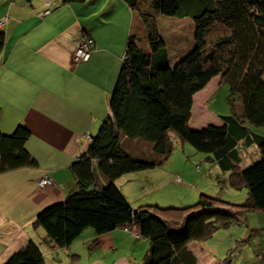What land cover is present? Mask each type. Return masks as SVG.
I'll return each instance as SVG.
<instances>
[{"label":"trees","instance_id":"trees-1","mask_svg":"<svg viewBox=\"0 0 264 264\" xmlns=\"http://www.w3.org/2000/svg\"><path fill=\"white\" fill-rule=\"evenodd\" d=\"M123 1L138 14L146 36H128L108 112L70 165L72 188L35 214L32 223L44 239H30L0 264H45L44 240L65 247L86 227L97 233L125 227L135 237L147 238L142 264H198L190 241L204 240L248 212L264 211V135L246 123L264 126V0ZM163 16L193 22L192 46L174 61L166 34L159 30ZM4 42L0 27V55ZM217 74L229 86L231 112L220 115L221 124L192 128L193 94ZM237 99L241 112L235 110ZM29 136L22 123L8 133L0 130V173L38 165L26 148ZM172 137L209 153L207 158L227 172L231 188H246L245 199L229 202L200 193L185 206L132 205L117 179L160 166ZM130 139L149 143L152 154L134 155L127 147ZM252 145L259 158L242 167Z\"/></svg>","mask_w":264,"mask_h":264},{"label":"crops","instance_id":"crops-1","mask_svg":"<svg viewBox=\"0 0 264 264\" xmlns=\"http://www.w3.org/2000/svg\"><path fill=\"white\" fill-rule=\"evenodd\" d=\"M1 17L6 20L0 26L5 32L0 55V130L8 133L18 123L25 125L30 130L26 148L38 165L0 173V263L30 239H44L42 229L32 223L35 214L72 188L70 165L86 149L108 112L128 36H146L138 14L123 0H0ZM167 21L164 33L169 54L190 48L191 36L180 43L189 33L181 29L176 34ZM84 34L92 38L93 46L86 60H76L74 51ZM220 85L217 74L193 94L190 127L222 123L220 110L208 104ZM127 147L136 156L152 154L151 145L141 139H130ZM161 169L129 172L116 183L130 200L126 194L130 186L145 190V186L161 185V173L156 171ZM44 175L51 181L40 185ZM76 243L89 250L122 247L108 264H142L130 257L135 249L149 245L147 238L135 237L125 227L104 233L86 227L67 247ZM91 262L105 261L96 257Z\"/></svg>","mask_w":264,"mask_h":264},{"label":"rangeland","instance_id":"rangeland-1","mask_svg":"<svg viewBox=\"0 0 264 264\" xmlns=\"http://www.w3.org/2000/svg\"><path fill=\"white\" fill-rule=\"evenodd\" d=\"M165 19L168 20L166 24L171 26L172 30L176 31V34L181 29L184 34L189 33V35L181 38V45L183 40L185 41L190 36L192 37L193 22L191 18L186 17L182 20L179 17L163 16L160 20L161 29L159 27L162 34L166 31V28L163 27ZM3 24L4 22L0 23V26ZM88 37L89 35L84 34L81 38ZM92 46L93 40L90 44L88 57ZM190 48L183 47L181 50H171V61H174V56L179 52L183 54ZM228 93L229 86L221 84L209 99V106H216L221 114H230L231 106L227 100ZM235 110L238 112L242 110V104L239 99L235 101ZM246 123L254 131L264 135V126ZM172 140L171 151L160 165L163 169L156 170L161 173L159 179V184L161 185L158 187L145 186V190L143 186L140 189L139 185L130 186L126 194L130 198L132 205L156 203L160 205L185 206L196 202L200 193L219 196L229 202H241L245 199L247 195L246 188H231L227 184V172L223 171L216 162L207 158L209 153L199 151L189 142L180 141L176 137H172ZM246 151L247 154L240 163L242 167L248 166L259 158L257 146L252 145ZM125 175L127 174L122 177H125ZM162 175H164L163 178ZM154 179L156 180V178ZM45 244L48 245L44 246L43 244L42 246L45 254V264H91V261L96 259V257L102 258L105 261L103 263L108 264L122 252V247L117 251L112 248L105 250L104 246L89 250L83 246L84 244L76 243L72 247L65 246L54 249L47 242ZM188 246L197 254L198 264H264V211L248 212L228 225L217 228L206 239L190 241ZM145 250L135 249L133 251L134 255L130 259L134 263L140 262Z\"/></svg>","mask_w":264,"mask_h":264},{"label":"built area","instance_id":"built-area-1","mask_svg":"<svg viewBox=\"0 0 264 264\" xmlns=\"http://www.w3.org/2000/svg\"><path fill=\"white\" fill-rule=\"evenodd\" d=\"M45 11L48 12L49 10L47 9ZM43 13H44V11H43ZM5 20H6V17H1L0 18V23L5 22ZM91 43H92V39H91L90 36L88 38L81 39L79 41L76 49H75L74 58L76 60H79V59L85 60V59H87ZM50 181H51V178L48 175H44V176L40 177L38 182H39L40 185H44V184L49 183Z\"/></svg>","mask_w":264,"mask_h":264}]
</instances>
